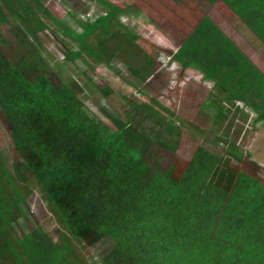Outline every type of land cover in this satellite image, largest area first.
I'll use <instances>...</instances> for the list:
<instances>
[{
    "label": "trees",
    "instance_id": "1",
    "mask_svg": "<svg viewBox=\"0 0 264 264\" xmlns=\"http://www.w3.org/2000/svg\"><path fill=\"white\" fill-rule=\"evenodd\" d=\"M44 1L32 0L33 7L26 0H0V40L2 26L10 20L36 37L48 28L41 13L79 44V51H66L68 61L80 58L83 50L109 65L118 53L131 54L137 47L138 37L130 31L128 45H106L104 36L115 38L113 18L124 10L108 0H92L107 14L92 24L78 22L80 34ZM224 2L243 13L264 41V29L244 14H263L264 0ZM99 28L97 49L87 39ZM173 58L184 69L189 66L180 53ZM152 64L153 56H148L147 65ZM147 65L129 70L144 80ZM98 90L105 97L112 94L108 87ZM79 92L75 81L55 87L44 74L29 81L0 48V111L16 152L24 158L10 172L0 156V264H88L77 254L75 242L92 245L104 238L115 242V254L124 264H264V183L232 165L234 159L245 158L236 141L221 138L228 143L225 154L197 147L179 175L172 168L155 169L146 159L143 135L102 109L116 129L110 128L86 108ZM256 109V122H264L263 107ZM217 111L223 114L222 107ZM107 134L112 139L104 144ZM177 142L160 140L171 152ZM33 184L62 230L59 243L41 225L20 238L13 233L12 224L23 217L21 204L33 194Z\"/></svg>",
    "mask_w": 264,
    "mask_h": 264
},
{
    "label": "rangeland",
    "instance_id": "2",
    "mask_svg": "<svg viewBox=\"0 0 264 264\" xmlns=\"http://www.w3.org/2000/svg\"><path fill=\"white\" fill-rule=\"evenodd\" d=\"M26 1L34 7L32 0ZM108 1L124 10L113 18L117 24L110 27L115 38L104 36L103 39L107 38L105 43L109 45V49H114L121 43L128 45L130 35L126 32L130 31L138 37L137 47L132 48L131 54L118 53L108 65L99 63L82 50L80 58L74 62L68 61L65 58L66 51H79V44L64 35L47 17L38 13L48 28L39 32L36 37L22 32L20 23L16 28L14 20L2 26L0 48L3 55L31 82L41 74L46 75L55 87L75 81L81 88L79 98L91 113L115 130V126L102 112L105 109L129 122L135 132L143 135L148 148L146 159L155 169L167 171L172 168L179 175L199 146L225 154L228 143L221 139L225 138L224 140L236 141L245 154L243 161H232L236 170L257 175L264 183V126L260 125L262 129L258 128L257 122L255 123L257 115L255 117L247 113L244 106L240 107L242 112H237L236 104L231 103L225 104L227 110L221 116L218 114L217 107L211 103L215 97L212 89L208 88L209 85H204L195 72L182 71L174 62L173 45L168 43L167 35L157 27V24L163 25L162 20L159 21L162 13L159 11L160 14L158 12L156 15L158 0ZM186 1L190 3V0ZM44 5L67 27L79 34L82 29L78 22L92 24L107 12L101 4L92 0H46ZM173 12L175 14L176 11ZM100 31L99 28L87 39L89 46L99 48ZM148 56H153L150 67L147 65ZM146 65L149 67V76L144 80L134 77L129 70V66L141 69ZM105 87L112 91L108 97L98 90ZM160 106L168 109L171 114ZM107 135L109 136L104 144L110 141V137L112 139L110 134ZM160 140L169 143L178 141L176 152L163 147ZM0 156L10 172H14L13 165L16 161L24 159L13 146L9 124L1 111ZM32 188L33 194L21 204L23 217L12 224L13 233L16 238H20L35 226L41 225L53 241L59 243L62 230L44 202L40 190L34 184ZM75 246L77 254L88 264H124L118 260L115 242L110 238L92 245L86 241H76Z\"/></svg>",
    "mask_w": 264,
    "mask_h": 264
},
{
    "label": "crops",
    "instance_id": "3",
    "mask_svg": "<svg viewBox=\"0 0 264 264\" xmlns=\"http://www.w3.org/2000/svg\"><path fill=\"white\" fill-rule=\"evenodd\" d=\"M158 2L156 15L162 13L159 21L163 25L157 27L167 35L174 55L180 53L189 66L184 69L180 62H174L182 71L195 72L204 85H209L215 97L211 103L222 107V113L227 110L225 104H236L237 112L244 106L247 113L257 115L256 123L260 113L256 107L264 109V41L244 20L243 13L235 12L224 0L214 4L208 0H185L187 5L181 0ZM244 14L249 22L264 29L258 20L264 13ZM260 125L264 126V122H257L258 128Z\"/></svg>",
    "mask_w": 264,
    "mask_h": 264
},
{
    "label": "clouds",
    "instance_id": "4",
    "mask_svg": "<svg viewBox=\"0 0 264 264\" xmlns=\"http://www.w3.org/2000/svg\"><path fill=\"white\" fill-rule=\"evenodd\" d=\"M106 14H107V13H106ZM106 14H105V15H104V14H102L101 16H99V18H100V17H102V16H106ZM99 18H98V19H99ZM94 22H95V21H94Z\"/></svg>",
    "mask_w": 264,
    "mask_h": 264
}]
</instances>
